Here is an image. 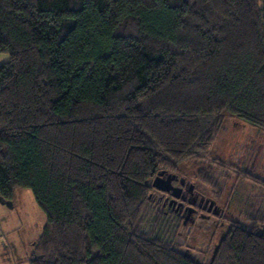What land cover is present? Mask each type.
Returning <instances> with one entry per match:
<instances>
[{
	"label": "trees",
	"instance_id": "trees-1",
	"mask_svg": "<svg viewBox=\"0 0 264 264\" xmlns=\"http://www.w3.org/2000/svg\"><path fill=\"white\" fill-rule=\"evenodd\" d=\"M0 52V199L45 219L28 264H264L249 199L207 263L138 227L187 162L231 208L204 160L226 119L264 134V0H0Z\"/></svg>",
	"mask_w": 264,
	"mask_h": 264
},
{
	"label": "rangeland",
	"instance_id": "rangeland-1",
	"mask_svg": "<svg viewBox=\"0 0 264 264\" xmlns=\"http://www.w3.org/2000/svg\"><path fill=\"white\" fill-rule=\"evenodd\" d=\"M8 59L7 52H0V64ZM209 154V159L204 163L206 166L212 164L210 176L223 193H232L230 197L233 196L234 202L230 211L239 212L238 205L248 199L264 211V190L238 176L245 171L264 180V134L238 120L226 119ZM210 161H214V164L208 163ZM201 165L203 162H187L175 174L192 176ZM155 194L156 197L159 195L157 192ZM152 198L140 220V231L170 243L181 254H189L207 263L210 255L214 254L220 236L218 223L210 217L202 219L197 228L187 227V224L182 228L180 218L175 213H163L166 209H161L156 198ZM159 212H162L160 216ZM44 222V215L36 206L29 189H14L11 207L0 202V264H28L32 243L39 236Z\"/></svg>",
	"mask_w": 264,
	"mask_h": 264
},
{
	"label": "flooded vegetation",
	"instance_id": "flooded-vegetation-1",
	"mask_svg": "<svg viewBox=\"0 0 264 264\" xmlns=\"http://www.w3.org/2000/svg\"><path fill=\"white\" fill-rule=\"evenodd\" d=\"M171 185L178 188V190L174 189V194L171 191H160L153 188L155 191L153 193L157 192L159 195L156 197V194H154L152 199L155 197L157 202L160 203L161 209H166L163 213H175L181 220L182 228L183 225L185 226L186 224L188 225L187 227H196L202 219H209L212 217V220L218 223V229L221 230L219 238L224 236L229 223L234 220L230 209L218 204L215 198L205 195L204 191L196 188L191 180L183 176L172 178ZM190 186L192 187L190 188ZM206 198L208 201L213 200L214 205L218 206L217 214L213 213V208H210L209 202H205Z\"/></svg>",
	"mask_w": 264,
	"mask_h": 264
},
{
	"label": "water",
	"instance_id": "water-1",
	"mask_svg": "<svg viewBox=\"0 0 264 264\" xmlns=\"http://www.w3.org/2000/svg\"><path fill=\"white\" fill-rule=\"evenodd\" d=\"M175 174H172V173H167L166 171L164 170H161V171H158L154 177L152 178V182H151V185L153 188L155 189H158L160 191H171L173 194H174V189L178 190V188L176 187H173L171 185V179L172 178H175ZM181 182V180H180ZM192 186H190L191 188ZM0 202L1 203H5L7 205H10V207L12 206L9 202L7 201H4L2 199H0ZM205 202H209V206L210 208L212 207L213 208V213L214 214H217L218 213V206L217 205H214V201L213 200H210L208 201V199L206 198L205 199ZM216 248H217V245L215 246L214 248V252L216 251Z\"/></svg>",
	"mask_w": 264,
	"mask_h": 264
}]
</instances>
